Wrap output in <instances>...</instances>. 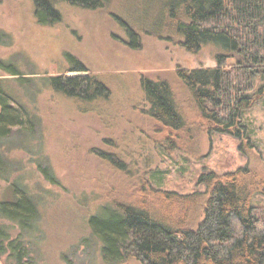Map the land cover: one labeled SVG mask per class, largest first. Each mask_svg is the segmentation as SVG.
Masks as SVG:
<instances>
[{
  "label": "rangeland",
  "instance_id": "obj_1",
  "mask_svg": "<svg viewBox=\"0 0 264 264\" xmlns=\"http://www.w3.org/2000/svg\"><path fill=\"white\" fill-rule=\"evenodd\" d=\"M101 2L84 7L57 1L61 20L44 25L35 0H0V82L35 121L32 128L0 139L7 163L6 171H0V203L16 202L28 191L39 208L29 229L1 214L0 221L11 239L26 241L31 264H67L66 257L75 264H110L88 219L102 205L135 195V179L147 177L157 187L193 193L205 190L199 181L204 171L224 174L246 165V149L264 158V96L243 112L249 140L202 130L187 143L180 139V147L167 148V131L157 129L160 125L145 112L149 103L142 74L170 79L196 127L177 68L216 66V54L226 48L215 42L198 52L184 47L182 37L170 30L168 0ZM237 59L235 54L229 63ZM78 61L111 88L110 98L69 96L55 88L51 77ZM263 84L258 77L256 89ZM250 142L253 146L246 148ZM103 152L127 160L132 175L112 165ZM253 203L264 206V193L256 194ZM10 253L0 257V264H16ZM121 264L145 263L130 258Z\"/></svg>",
  "mask_w": 264,
  "mask_h": 264
},
{
  "label": "trees",
  "instance_id": "obj_2",
  "mask_svg": "<svg viewBox=\"0 0 264 264\" xmlns=\"http://www.w3.org/2000/svg\"><path fill=\"white\" fill-rule=\"evenodd\" d=\"M40 24L61 20L57 1L35 0ZM84 7L102 5L101 0H66ZM170 30L182 37V45L198 52L215 42L226 48L217 53L216 66L177 68L176 75L189 93L197 126L191 124L180 105L173 82L142 74L149 108L145 112L167 131L170 148L187 143L195 131L207 130L248 137L243 112L264 96V0H168ZM235 52V53H229ZM237 55L234 65L229 63ZM73 58L72 55H69ZM69 72H84L71 76ZM58 90L87 99L110 98L111 88L84 64L51 77ZM1 81V80H0ZM0 139L30 129L34 117L4 93L0 82ZM193 120V121H194ZM164 127V128H163ZM185 135H188L185 137ZM246 148L253 146L248 143ZM245 149V144H240ZM248 163L235 171L218 174L204 171L199 181L205 190L180 193L157 187L149 178L135 179L137 190L126 201L116 198L91 214L89 226L102 242V256L110 264L137 258L145 264H264V206L253 203L264 193V158L246 149ZM116 168L132 175L129 162L117 154L103 152ZM6 160L0 151V171ZM47 178L57 182L46 169ZM18 201L1 202L0 214L31 228L39 215L34 198L23 191ZM135 197V198H134ZM16 264H31L30 248L22 237L11 239L0 221V257ZM67 264H75L66 257Z\"/></svg>",
  "mask_w": 264,
  "mask_h": 264
}]
</instances>
